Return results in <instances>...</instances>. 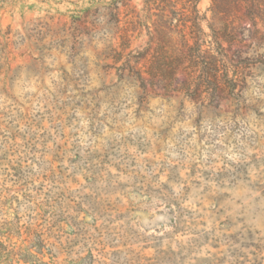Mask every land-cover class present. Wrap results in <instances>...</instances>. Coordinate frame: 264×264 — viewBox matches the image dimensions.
Returning <instances> with one entry per match:
<instances>
[{"label":"rangeland","instance_id":"374dc122","mask_svg":"<svg viewBox=\"0 0 264 264\" xmlns=\"http://www.w3.org/2000/svg\"><path fill=\"white\" fill-rule=\"evenodd\" d=\"M132 7L0 0V264H264V23L211 103L131 63Z\"/></svg>","mask_w":264,"mask_h":264},{"label":"trees","instance_id":"16d2710c","mask_svg":"<svg viewBox=\"0 0 264 264\" xmlns=\"http://www.w3.org/2000/svg\"><path fill=\"white\" fill-rule=\"evenodd\" d=\"M200 1L142 0L144 20L132 7L131 36L145 30L148 39L142 50L131 49V63L146 59L144 72L150 84L165 89H170L175 75L182 72L186 82L181 88L196 100L212 103L220 94L235 89L238 82L230 75L223 44L240 41L237 35H245L244 21L254 28L258 22L264 23V0H211L209 34L202 27L205 17ZM90 10H86V19L92 17ZM131 72L144 86L142 69L131 65ZM3 256L0 262L5 260Z\"/></svg>","mask_w":264,"mask_h":264}]
</instances>
